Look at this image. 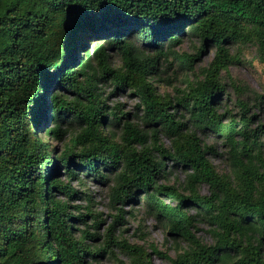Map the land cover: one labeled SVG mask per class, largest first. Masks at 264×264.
I'll return each instance as SVG.
<instances>
[{
    "label": "trees",
    "instance_id": "1",
    "mask_svg": "<svg viewBox=\"0 0 264 264\" xmlns=\"http://www.w3.org/2000/svg\"><path fill=\"white\" fill-rule=\"evenodd\" d=\"M185 41L193 55L178 51ZM209 45L211 61L196 68ZM256 62L264 0H0V264H126L115 249L127 264H264V125L252 128L247 104L240 114L228 104L229 90L242 91L229 68ZM167 74L181 78L175 95L158 90ZM125 93L138 100L133 117L107 104ZM254 106L263 111L264 94ZM42 133L62 143L58 154ZM204 133L225 147L227 173ZM175 173L181 181L167 186ZM89 181L107 188L110 207L129 206L117 221L141 201L186 248L149 253L113 225L88 246Z\"/></svg>",
    "mask_w": 264,
    "mask_h": 264
},
{
    "label": "rangeland",
    "instance_id": "2",
    "mask_svg": "<svg viewBox=\"0 0 264 264\" xmlns=\"http://www.w3.org/2000/svg\"><path fill=\"white\" fill-rule=\"evenodd\" d=\"M213 46L209 45L202 48L203 52L200 53V60L196 63V68L206 66L212 59L213 56ZM180 53H188L193 55L195 53L194 49H192L190 42L185 41L178 49ZM231 53L233 50L231 49ZM248 58L254 55V50H247L244 52ZM114 65L117 67L119 62L117 60L114 62ZM170 73V72H169ZM224 75V73H223ZM229 75L232 78H237L240 82L242 87V91L239 94L234 93L233 91L229 90L230 99L228 100V104L232 109L234 114H240L242 111L240 109V102L248 105V110L245 116L251 115H258V120H254V124L252 128H256L257 125L263 124L264 125V109L263 111L257 110L254 106V97L255 95H262L264 94V90L262 86H264V65L256 62L253 66L251 65H244L242 63L235 64L229 68ZM164 78H168L167 81H161L157 84L158 90L160 93H168L170 95H175L174 88H181L180 80L173 81L170 74L164 76ZM225 81H227L226 77H224ZM111 87L105 86L103 87V91L105 95L111 92ZM138 100L128 95L127 93L123 95H110L107 104L110 107H114L117 104L123 105V110L130 113V116L133 117L135 114V105L137 104ZM245 113V112H244ZM240 115H238V119ZM224 122H226L224 120ZM264 131V128H263ZM207 133L201 135V138L205 142L206 145L212 146L215 149L216 153L219 156H208L212 162V164L216 167L218 173H227V156L225 154V147L221 146L220 143H216L211 138L212 136L207 137ZM211 135V134H209ZM40 138L45 140L47 147H56L57 154L62 149V143L60 142H53L51 139L44 137L43 133L38 134ZM164 144L168 145L167 141L164 140ZM76 172H79L76 170ZM81 175H78L80 177ZM182 175L179 173L173 174L169 178V181L166 183L167 186L172 185L177 181H181ZM89 190L91 194V205L89 206L91 211V216L86 218L87 226L86 232L89 234H97L96 238L92 240L86 241L88 246L91 248H96L100 246L107 233V230L111 225H113V233L114 237L120 240L126 241L129 245H138L143 246L146 250L150 253L151 246L155 247L159 252L166 254L170 258H174L176 251H181L182 249L186 248V243L182 241H178L179 245L177 247L176 242L173 240L172 237L166 234V230L162 227V225L157 221V219L153 218L152 216H146L142 210V203L138 201V205H134L133 207H140L138 211H134L133 215H123L120 221L115 219L118 215L117 209L122 208L124 212H131L129 211V206L121 207L117 205L115 208L109 206V200L107 197V188L98 185L96 183H92L91 181L88 182L85 188L82 190ZM202 192H205L204 190ZM76 205L81 206L80 212L86 214V210L84 207H88L86 202H77ZM77 214V213H75ZM98 222H100L98 229H93L95 218ZM75 227V225H74ZM82 230H85V227L80 226L78 227ZM199 230L195 232L197 238H199L203 243L207 245H211L213 243V238L208 233V228L199 224ZM178 248V249H177ZM115 252L118 253V259L122 263L127 264V260L124 255L120 254L118 250L115 249ZM152 260L154 264H168V262L160 259L157 256H152ZM92 264H113L111 261L107 260L106 257L104 258H96L95 260L91 261Z\"/></svg>",
    "mask_w": 264,
    "mask_h": 264
}]
</instances>
